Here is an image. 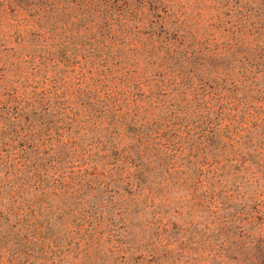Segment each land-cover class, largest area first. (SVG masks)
<instances>
[{"label": "trees", "instance_id": "obj_1", "mask_svg": "<svg viewBox=\"0 0 264 264\" xmlns=\"http://www.w3.org/2000/svg\"><path fill=\"white\" fill-rule=\"evenodd\" d=\"M91 22L86 27L100 25ZM103 27L112 31L110 23ZM0 44L12 86L0 103V136H14L0 157V264H29L33 244L75 234L83 236L75 264L110 255L101 246L115 219L131 245L153 229L163 241L173 203L192 224L210 211L203 210L211 206L205 196L224 191L215 151L264 139V109L256 113L236 86L226 88L231 70L116 67L111 50H67L19 0H0ZM166 60L181 56L168 53ZM261 73L252 68L243 77L251 84ZM187 76L198 82L188 84ZM176 244L169 242L172 252ZM163 246L152 248L154 258ZM134 264L153 262L141 249Z\"/></svg>", "mask_w": 264, "mask_h": 264}, {"label": "rangeland", "instance_id": "obj_2", "mask_svg": "<svg viewBox=\"0 0 264 264\" xmlns=\"http://www.w3.org/2000/svg\"><path fill=\"white\" fill-rule=\"evenodd\" d=\"M19 2L37 13L40 29L49 36L61 38L69 51L81 50L85 56L97 50H111L115 56L112 65L133 69L158 70V67L178 65L177 69L186 71L194 67L231 70L233 74L224 82L226 88L236 86L239 98L248 97L256 113L258 108L264 109V0ZM85 3L92 7V12H86L90 8L85 9ZM92 20L100 25L86 27ZM105 23L111 24L110 33L104 29ZM110 36L114 42L106 40ZM97 41L99 45L95 44ZM168 53L180 55L181 60L167 61ZM186 54L190 58L183 60ZM2 55L0 52V103L12 88L4 78L8 70L2 65ZM252 68L262 73L250 84L243 74ZM208 79L213 82V74ZM186 81L188 84L198 82L190 76ZM185 87L181 86V90H187ZM13 138L10 134L0 136V157L6 156L12 148L9 141ZM215 152L221 159L223 179L218 180V187L224 191L219 193L216 189L215 195L205 196L211 206L203 210L210 211L191 224L193 216L185 210L178 214L177 205L173 203L168 214L170 233L166 238L161 241L159 232L153 229L147 235L144 233L146 239L142 244L132 245L128 243L122 221L115 219L103 233L106 236L101 246V251L108 250L110 255L84 256L79 264H134L141 249L148 252L153 264H156L154 260L157 264H192L190 259L196 264H264V139L255 137L246 146L235 149L223 145ZM79 238L83 236L75 234L45 246L33 244L35 251L29 264H75L80 257ZM171 241L177 242L173 252V246L168 245ZM163 242L161 254L157 255L161 256L154 258L152 248ZM187 246L190 255L184 250ZM113 251L121 261H115ZM129 252L132 254L123 258L124 253L128 255ZM25 262L23 260V264Z\"/></svg>", "mask_w": 264, "mask_h": 264}]
</instances>
